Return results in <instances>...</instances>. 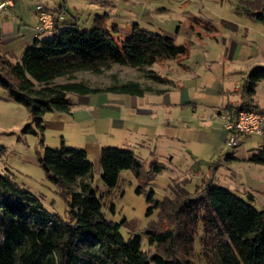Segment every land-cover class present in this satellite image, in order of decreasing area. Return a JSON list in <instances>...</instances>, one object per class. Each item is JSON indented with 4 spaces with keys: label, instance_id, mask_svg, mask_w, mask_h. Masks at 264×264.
<instances>
[{
    "label": "trees",
    "instance_id": "1",
    "mask_svg": "<svg viewBox=\"0 0 264 264\" xmlns=\"http://www.w3.org/2000/svg\"><path fill=\"white\" fill-rule=\"evenodd\" d=\"M249 6V17L264 23V0H253ZM65 13L64 4L51 12L53 28L46 32L50 37L35 38L19 61L0 54V89L26 109L31 123L21 133L38 136L40 144L43 116L69 112L70 95L113 92L141 96L145 92L133 82L91 88L82 82L55 83L57 79L72 80L79 72L98 75L113 65L148 68L185 57L188 52L187 47L137 24L123 37H115L116 26H107L106 14L95 15L85 28L78 19L61 20ZM149 77L164 82L158 76ZM261 80L264 66L252 68L240 88L241 96L249 99L254 84ZM224 108L232 117L241 110L254 109L233 104ZM249 162L264 166V146L251 153ZM38 163L66 198L65 217L49 213L38 198L0 172V264H190L199 230L201 254L209 264H264V211L209 180L190 196L185 193L173 203L155 202L148 207L147 214L159 208V219L142 234L148 245L162 251L148 255L137 234L124 238L120 231L124 221L113 223L106 218L102 198L91 185L93 165L83 149L62 144L59 148L43 147ZM99 166L107 189L116 186L123 170L142 179V163L129 150L102 148ZM152 195L151 191L146 196V203L152 202ZM106 209L114 213L113 204ZM168 212L177 220L178 229L158 231L160 218Z\"/></svg>",
    "mask_w": 264,
    "mask_h": 264
},
{
    "label": "rangeland",
    "instance_id": "2",
    "mask_svg": "<svg viewBox=\"0 0 264 264\" xmlns=\"http://www.w3.org/2000/svg\"><path fill=\"white\" fill-rule=\"evenodd\" d=\"M9 1L17 4L13 13L20 24L33 25V7L38 3L43 4L50 12L58 5L64 4L66 13L61 20L69 22L71 18H75L85 28L90 27L95 15L106 14L107 26H116V33H113L115 37L126 35L132 24L166 36L177 46H185L188 49L187 55L179 58L181 59L179 63L176 62L177 60H169L171 71L168 77L174 82L180 80L179 83L177 82L180 86L194 85L193 78L186 81L188 69L204 83H211L213 78H221L222 74L227 73L224 72L226 67H236L235 71H239L244 70L247 65L264 63V23L248 15L249 5L253 0H2L0 3H4V7L7 8ZM49 37L50 33H42L38 39ZM225 48L233 51L232 60L227 62H225L226 57L221 58ZM163 64L164 62H159L156 67H164ZM145 73V69L113 65L102 74L79 72L72 80L60 78L55 83L82 82L91 88L119 86L120 83L127 81L146 85L143 77ZM160 73L163 74L164 71ZM238 73L235 72L234 77L238 78ZM147 98L165 104L168 100L175 101L177 94L174 90L165 97L148 96ZM254 98L260 107L264 108V81L258 85ZM74 110L77 111V108ZM91 110L94 114L98 112L95 107H91ZM204 110L197 111L193 117L196 120L194 124L200 126L202 132L208 124H211L210 120L215 121V117L210 112H206L207 108ZM120 111L123 118L128 117L125 119L128 131H121L122 134L124 133L123 138L115 135L119 130L109 132L114 137L106 135L104 138H112V143L109 142L108 146L113 145L133 152L142 163V179H136L130 170H123L119 173L116 186L107 189L101 181L99 162L93 163L89 160L93 165L91 185L102 198L106 208L110 204L114 205L113 214L106 208L103 211L106 218L113 223L124 221L120 231L125 239L131 234H137L144 252L148 255L161 253V248L148 245L147 237L142 234L159 219V208H152L151 213L147 214L148 207H152L155 202L173 203L181 199L185 193L190 196L206 181L212 182L208 166L210 164L220 166L221 157L229 151V148L225 143L224 152H220L212 144L213 137L212 141H206L200 137L201 134L199 136L194 134L192 140L188 142L187 120L170 122L169 126L163 125L158 133L159 137H153L152 129L149 126L142 127V121L140 118L138 120L130 108H121ZM192 111L190 108H182L180 114L192 115ZM30 123L26 109L21 104L9 100L0 89V172L38 198L49 213L64 218L67 210L66 198L60 193V189L48 180L38 163L43 147L61 146L59 136L62 133L55 135L54 132H49L45 139L41 138L42 144H40L38 136L21 133L22 128ZM219 127L218 131H222L221 124ZM156 130L158 131L157 127L154 128V133ZM142 133H145L144 137L140 138L139 134ZM63 134L69 135L67 127ZM71 139L67 138L66 146L78 145ZM255 147L251 141H247L239 144L235 151L237 150L242 157ZM153 165L159 172L154 171ZM220 169L225 170V167ZM212 183L218 185V179L214 178ZM258 187L259 193L254 192L257 198L264 193V183ZM151 191L152 202L146 203V196ZM243 199L257 210L264 211V204L259 206L257 201L252 203L245 195ZM258 200L264 202V197H259ZM178 225L174 216L168 212L160 218L157 230L161 232L175 230ZM200 237L199 230L192 246L190 264H209L207 258L201 254L198 242ZM175 252L183 254L181 250Z\"/></svg>",
    "mask_w": 264,
    "mask_h": 264
},
{
    "label": "crops",
    "instance_id": "3",
    "mask_svg": "<svg viewBox=\"0 0 264 264\" xmlns=\"http://www.w3.org/2000/svg\"><path fill=\"white\" fill-rule=\"evenodd\" d=\"M16 6L17 4L15 2L12 3L9 1L7 8L4 7V9L0 10V54L13 62L19 61L25 48L34 42L35 37L33 30L37 25V18L34 10L33 25L20 24L17 17L13 13ZM37 38H39V36ZM232 53L233 51H229L225 48L221 58L225 59L226 57L227 60L224 61H230L233 58ZM176 60L178 63L181 61V59ZM156 65L157 64H154L151 67L143 68L146 70V73L143 76L146 85H141L139 82L135 81H127L137 83L140 88L145 90L141 96L113 92L89 95H70L72 105L69 112L47 113L50 115L46 116L47 114H45L43 116L42 137L45 139L47 133L49 132H54L55 135L62 133L59 137L61 138V143L64 144V146H66L65 142H67V138H72V142H75L78 145L71 147L83 149L87 153L88 159L93 163H97L99 162L102 148L113 147V145L108 146L109 142L112 143L111 137H114L113 135L111 136L109 132L119 130L118 134L115 133V135L122 136L123 138L124 133L122 134L121 131H128L125 125V119H128V117L123 118V116L120 115V110L121 108H130L132 113L138 117V120L140 118L142 121V127L149 126L152 129L151 132L153 137H159L158 133L161 126H169V123L174 121L180 122V120H187V128L189 129L188 142L192 140L194 134L197 136L201 134L200 137L204 138L206 141H212L213 137L214 142L212 144L214 147L218 148L220 152H224L223 146L225 143L227 146V139H225V136L227 135L223 130V132L221 130L218 131V128L220 129L219 124H221H218L217 122H220L217 117L218 111L227 104H233L235 106L249 105L256 110L264 111V108H261L257 100L254 98L256 96L258 85L264 80L258 81L254 84V93L249 99L244 98L240 94V88L249 71L254 67L264 66V63L247 65L244 70L239 71H235L236 67H226L224 68V72L227 73L225 75L222 74L221 78H213L211 83H204L199 79L200 77H196L195 74L190 72L188 69V79H186V81L193 78V87H185L184 85L180 86L179 84L177 85V82L179 83L180 80L174 82L168 77V74L171 71L169 61L164 62V67H156ZM153 68L154 71L152 70ZM161 71H164V73L161 74ZM234 71L239 72L238 78L234 77ZM150 75L158 76L164 79V82H156L150 79ZM127 82L120 83L119 86ZM113 87L116 86L106 88ZM174 90H176L177 98L175 101L168 100L165 104L159 103L157 100L147 98L148 96L165 97L169 95L171 91L174 92ZM91 107L97 108L98 112L96 111V114H94ZM74 108H77V111H75ZM182 108L192 109L193 114H184V116H181L180 112ZM205 108H207V113L210 112L212 116L215 117V121L210 120L209 123L211 124H208V127H205L202 132L201 127L194 124L196 120L193 117H195L197 111H205ZM66 127L69 132L68 136H64L63 134L65 133ZM156 127L158 131L156 130L154 133V128ZM144 134L145 133H142V135L139 134V137L143 138ZM106 135L111 136L110 139L104 138ZM251 137L257 138L254 139ZM145 140L148 141V139ZM247 141H251L256 147L248 150L247 154L242 157L239 156L237 150L228 149L229 151L221 157V165L210 164L208 169L212 175V182L214 181V178H217L218 186H225L223 188H226L242 199L245 195L250 201H252V203L257 201V204L260 206V204H264V202H259L260 199L258 200V198L264 197V195H262L264 193L260 194L258 198L255 193H259V191H257L259 188L258 186L261 187L262 183H264V179H261L264 177V168H262L264 166L249 162V157L254 150L264 146V137H244L239 140L238 145L244 144ZM221 167H225V170L220 169Z\"/></svg>",
    "mask_w": 264,
    "mask_h": 264
},
{
    "label": "built area",
    "instance_id": "4",
    "mask_svg": "<svg viewBox=\"0 0 264 264\" xmlns=\"http://www.w3.org/2000/svg\"><path fill=\"white\" fill-rule=\"evenodd\" d=\"M4 3H0V9L4 7ZM36 14L37 25L34 28V37L49 32L53 28L51 12L43 5L36 4L33 7ZM217 117L220 120L221 128L227 135V146L229 150L237 147L241 138L250 136L264 137V111L256 109L241 110L235 117L222 107Z\"/></svg>",
    "mask_w": 264,
    "mask_h": 264
}]
</instances>
